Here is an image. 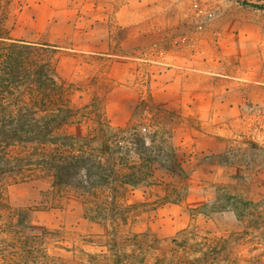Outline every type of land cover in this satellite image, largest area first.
I'll return each instance as SVG.
<instances>
[{"label": "rangeland", "instance_id": "1", "mask_svg": "<svg viewBox=\"0 0 264 264\" xmlns=\"http://www.w3.org/2000/svg\"><path fill=\"white\" fill-rule=\"evenodd\" d=\"M0 9L12 39L57 48L69 106L95 117L68 134L97 153L101 118L122 145L145 154L134 178L142 182L118 195L123 213H134L131 230L245 233L240 264H264V0H0ZM217 85L221 92L211 90ZM217 97L231 109L206 103ZM80 195L54 187L51 173L1 183L0 249L22 227L75 241L104 233Z\"/></svg>", "mask_w": 264, "mask_h": 264}, {"label": "trees", "instance_id": "2", "mask_svg": "<svg viewBox=\"0 0 264 264\" xmlns=\"http://www.w3.org/2000/svg\"><path fill=\"white\" fill-rule=\"evenodd\" d=\"M6 23L0 9V184L13 176L23 180L27 173H51L54 187L76 189L85 201V215L109 223L113 230L105 242L84 240L87 246L102 248L88 253L65 245V234L22 227L3 242L0 264H240L239 250L249 243L245 233L217 238L193 226L160 239L120 230L131 213H123L118 195L121 187L142 182L134 178L143 174L145 154L122 145L123 139L110 133L101 118L92 137H104L97 153L70 136L69 125L86 124L95 117L80 118L69 106L54 59L57 48L12 39ZM131 153L137 154L138 162L125 160ZM115 154L121 161L106 165L105 158ZM106 189L110 196H103ZM57 249L82 256L81 262L56 253Z\"/></svg>", "mask_w": 264, "mask_h": 264}, {"label": "crops", "instance_id": "3", "mask_svg": "<svg viewBox=\"0 0 264 264\" xmlns=\"http://www.w3.org/2000/svg\"><path fill=\"white\" fill-rule=\"evenodd\" d=\"M48 1V0H47ZM58 1V0H57ZM59 1H63V3H64V1L65 0H59ZM88 2H90V0H88ZM60 4H61V2L59 3V5H57V6H60ZM50 5V4H49ZM56 5L55 4H53V7H50L52 10H54V11H57V10H59V9H57V7H55ZM64 6V5H63ZM49 8V9H50ZM73 7H71L70 9H72ZM75 9H72V11H74ZM38 20V19H37ZM162 76H164V75H162ZM177 78H179V77H177ZM172 80H174V79H172ZM176 80V79H175ZM174 80V81H175ZM190 80H188V79H186L185 81L182 79L181 80V85H180V90H181V92H182V94L183 95H186V97L184 98L185 100L186 99H188L189 101H190V104H195V101H194V99L196 98L195 96V98L192 96V97H190L191 95H193V92L192 91H188L190 88H188L187 87V82H189ZM167 87H170V89L172 88H174V84H167ZM174 90H175V88H174ZM211 90H217V92H221V90H222V87L221 86H216L215 88H212ZM208 95V94H207ZM194 98V99H193ZM201 98H205V97H202V95H201ZM207 98V97H206ZM203 99H201V100H203ZM216 99V98H215ZM223 99V100H222ZM188 101V102H189ZM207 104H210V105H216V104H219V106H221V107H223V108H225V109H231V106H227L228 105V103L225 101V99L222 97V98H218L217 97V99L216 100H214V101H207L206 102ZM186 104V103H185ZM134 215V213H131V214H129V216H128V219H127V221L126 222H124V223H122L121 225V231H125V233L124 234H148V235H151V236H155V237H157V238H160V237H158V236H156L155 234H152V233H149V232H136V231H133V230H131L128 226L130 225V223H131V217ZM87 217V216H86ZM88 218V217H87ZM89 219V218H88ZM97 223H100V222H97ZM104 223V222H103ZM105 225H106V231L104 232V233H102L101 235H99V236H96V235H87V236H84V237H82V238H80V239H78L77 241H75V240H73V239H71V237L69 236V235H67V238H68V242L67 243H65V245H67L68 247H72L73 246V244L75 245V246H77V244L79 243V247H81L84 251H86L85 250V248H91V249H95V252L94 253H99L101 250H102V248H98L97 246H87L86 244H84L85 242H84V240H86V241H88V240H93V241H106L107 240V234L108 233H111V231L113 230V227L109 224V223H105ZM194 225H190V226H188L187 228H189V227H193ZM186 228V229H187ZM185 230V229H184ZM184 230H182V231H184ZM182 231H180V232H182ZM208 231V230H207ZM180 232H178V233H180ZM178 233H176V234H178ZM175 234V235H176ZM233 234H237V233H232V234H230V235H233ZM175 235H173V236H175ZM230 235H228V236H230ZM238 235H240L239 233H238ZM173 236H170V237H167V238H160V239H168V238H171V237H173ZM103 250H106V249H103ZM57 252L56 253H62V255L64 256V257H66V258H68V259H75V263H76V259L77 260H79L80 262H81V259H82V256H80V255H77V256H75L73 253H66V252H64V251H61V250H56ZM87 252V251H86Z\"/></svg>", "mask_w": 264, "mask_h": 264}, {"label": "clouds", "instance_id": "4", "mask_svg": "<svg viewBox=\"0 0 264 264\" xmlns=\"http://www.w3.org/2000/svg\"><path fill=\"white\" fill-rule=\"evenodd\" d=\"M147 143V142H146Z\"/></svg>", "mask_w": 264, "mask_h": 264}]
</instances>
